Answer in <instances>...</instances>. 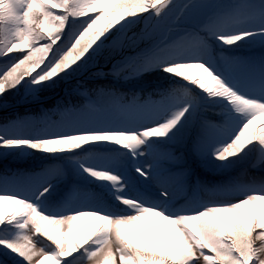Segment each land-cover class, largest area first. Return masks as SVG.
Segmentation results:
<instances>
[{
    "label": "snow or ice",
    "instance_id": "obj_1",
    "mask_svg": "<svg viewBox=\"0 0 264 264\" xmlns=\"http://www.w3.org/2000/svg\"><path fill=\"white\" fill-rule=\"evenodd\" d=\"M3 4L0 59L7 57L10 63L0 68V96L29 78L42 84L84 71L100 57H119L111 73L97 75L128 78L160 67L209 98L226 102L242 117L231 132L230 118L210 127L205 122L209 136L231 135L213 153L216 160L239 156L253 144L264 149V95L249 97L229 86L211 65L208 42L215 36L231 46L253 35L224 33L249 22L264 25V4L259 8L248 0H3ZM149 15L152 19L145 27L126 31ZM259 31L264 33V27ZM77 92L85 97L82 104L58 106L42 118L13 127L0 134V147L56 154L89 144H115L143 157L136 161L135 171L156 190L135 197L118 194L123 210L119 205L94 204L96 195L89 194L49 213L36 201L49 192L50 183L37 189L34 200L7 187L11 178L0 177L5 185L0 191V228L17 230L11 238H0V245L19 257L16 264H264V189L235 198L220 187L198 182L189 192L186 154L150 143L153 138L178 136L182 121H195V97L177 93L157 102L144 101L107 84ZM175 102L184 107L163 116ZM258 119L262 123L257 129ZM185 147L207 153L210 144L194 131ZM257 166H264V158L254 162ZM83 170L93 180L112 185L124 179L104 167Z\"/></svg>",
    "mask_w": 264,
    "mask_h": 264
},
{
    "label": "rangeland",
    "instance_id": "obj_2",
    "mask_svg": "<svg viewBox=\"0 0 264 264\" xmlns=\"http://www.w3.org/2000/svg\"><path fill=\"white\" fill-rule=\"evenodd\" d=\"M261 4H264V0H254V3L252 5L261 6ZM3 5H4L3 0H0V6ZM151 19L152 17L151 15H149L148 20H145L143 23L138 22L136 24L129 25L126 31L129 34H131L132 31H138L141 27H145L151 21ZM253 24L254 25H250L251 27L244 28L242 30L231 29V31L224 34H238L241 31H249L252 32L253 35L248 36L241 41L250 44V46L248 47L262 45L264 44V33H261L259 29L261 27H264V25H260L257 23H253ZM209 39H211L210 43H212V45L215 44L214 46H216L217 48L229 49L232 47L223 44V42L216 39L215 36H211L209 37ZM118 58L119 57L113 58L107 61L105 64H100V61L102 60V57H100L96 60L95 63L89 65V67L86 70H84L79 77H81V79L83 77L90 78V77L100 76L97 75V73L100 72L109 73L113 69V64L115 63V59ZM0 60L1 63H4L2 65L10 63V59L7 57L2 58ZM255 61L256 62L252 60L247 61L246 57L241 56L238 61L234 62L235 66L238 68L237 77L238 80L240 81L239 83L240 86L238 84L237 86H233V88L238 92H240L241 94H244L249 97H261L262 95H264V64H263L264 59H258ZM221 65L223 67L226 66V64L223 61L221 62ZM143 71L144 70L140 71L136 75L138 76L142 74ZM217 74L219 73L217 72ZM168 75L170 76V79L172 81L182 80L169 73ZM124 80H128V78H124ZM185 84L190 85L192 88L191 89L186 88L187 91H185L184 90ZM185 84L184 86H182L183 93H193V96L196 98V100H197V94H196L197 92H199L202 95L201 101L203 107H202L201 115L207 110L218 112L221 115L219 118L220 121L219 120L216 121L213 118L208 119L204 116H200L202 120V126L200 127L198 126L197 129H194V131L195 132L197 130L200 131V134L198 132V135L203 136L204 140H206L210 144V147L207 153L200 151H193V152L195 154V158H197L196 159L197 162H201L202 164L201 171L198 170L197 173L200 172L203 174L204 171H211L212 176H215V178H220L219 174H226V173H231V174L227 175L226 179H224L223 182L221 181L206 182L205 180L202 181L208 184L207 187L209 188L220 187L224 191V194L235 198L245 195L250 191H259L261 189H264V178H263L264 166L253 167L255 161L264 158V149H261L258 144H253L250 145L248 148H246L244 152L241 153L239 156L230 158L227 161L216 160L213 153L215 151H218L220 148H222L224 144L229 142V140L231 139V135L226 133L222 136L212 137L208 135V131L204 127L205 122H207L208 127H210L211 125H219L223 123L226 118H230L231 128L229 132H231V130L235 129V127L241 122L242 117L235 114L230 109V107L227 106L226 102H220L219 100H214L212 98H209L206 93H204L202 90L198 89L197 87L187 82ZM19 87L23 91L24 99H27L28 101H33L37 99L39 84H33L30 79L24 85L23 83L19 85ZM194 107L196 110L197 103L194 105ZM5 108H7L6 105ZM177 108L178 105L174 109H170L166 113L165 117H170L175 111L179 110ZM189 111L191 112L192 109H190ZM261 122L262 121L258 119L256 121V124L254 125V128L258 129L261 125ZM191 136L192 135H190V137ZM168 141L169 143L174 144L173 147L168 144ZM186 142L183 145L182 143L179 142L175 143L174 141L168 138H164V139L153 138V140L150 143L154 145H163L164 147L169 149L177 148L181 152L182 147L177 146L175 144H182L184 147L186 145ZM96 145L106 146L107 148L120 147L118 145L108 144V143H97ZM83 148H85V146ZM140 151H143V146L140 149L136 150L137 153H139ZM70 153L64 152V153H56V154H49V153H44V154L49 155L50 158L63 155L62 160H65L68 163V165L71 167V171L73 173L72 176L69 177L67 175H62L57 167L56 169L53 168V170L51 171L53 173L50 172L47 174L35 173L32 175L23 173L25 177H28V178H22L23 180H28L30 181L29 183H32L34 181H31L30 178L38 179L39 181L38 185L33 184L31 186H25V187L23 186L24 190H22L20 188L21 186L19 185L18 181H15L16 178L11 177L12 183L10 185H7V187H11L17 190L18 192H20L22 195H27L35 200V197L39 195L37 189H39V191H42L43 187L47 186V184L50 183L51 188L49 189V192L45 193L44 196L40 197L41 198L40 200L36 201L37 203H41L42 206L45 205L44 207L45 211L49 213L62 211L66 206H68L69 203H71L73 198L79 199L89 196V194L96 195V199L93 201L94 204L103 205L106 208L112 207V205L103 198L100 188H95V184L98 183L99 180H93L90 176H88V174L85 173L83 170L84 167H104L105 170L112 171L115 174L124 177L120 185H112L111 183L107 182L108 185L114 188L112 196L115 198L116 202L121 206L120 208L121 210H123L124 206L120 204V201L118 199H116V196L118 194L123 193L129 197H135L140 195L141 192L144 191L155 192L156 190L155 185H150L147 182H145L142 177H139V174L136 173L135 170L129 172L126 169L125 158L120 154L118 150H111L107 152H102V151L96 152L95 150H91V152L89 153L77 155L76 157L66 156L67 154L69 155ZM7 154L9 155V158H7L6 161L9 160L10 158L16 159L17 157L21 161H25L28 156V148L27 147L5 148L2 151L0 149V158ZM142 159L143 157L138 156V160H142ZM45 166L47 165L45 164L44 166H39L38 169H41ZM137 166L138 165L135 166V169ZM252 174L253 176H251ZM80 180L88 181L89 186L87 187L77 184L76 182ZM45 181H47V183H45ZM192 183L195 184V182ZM1 186L2 185L0 184V189L4 190L5 187L3 188ZM45 197L47 199H45ZM16 233L17 230L13 226H5V230L0 232V238H11ZM17 260H19V257H17L15 253H11L10 250L0 245V264H16ZM46 264H51V261H46Z\"/></svg>",
    "mask_w": 264,
    "mask_h": 264
},
{
    "label": "trees",
    "instance_id": "obj_3",
    "mask_svg": "<svg viewBox=\"0 0 264 264\" xmlns=\"http://www.w3.org/2000/svg\"><path fill=\"white\" fill-rule=\"evenodd\" d=\"M240 45H247V43H245L243 41H239L237 44H234L233 46H240ZM107 61H109V60H105L102 57L100 64H105ZM69 71L72 72V70H69ZM82 72L83 71L72 72L71 76H68L66 74H61V76L56 77L55 80L39 84L38 95L41 96V98H45V97H48L51 95L59 94L61 92L63 86H64V81L69 79V78L75 79L76 81H75V84L73 86L80 88V89H84L85 87L86 88H92V87H95L96 85H99V84H107V85H111L113 88H115L119 92L125 93L129 96L138 95L137 92H129L127 90L117 88L115 85H113L111 83L110 80L109 81L108 80H103V81L97 80V81L90 82L88 80V78H85V79L77 78L78 76H80L82 74ZM107 76L111 77V75H104L103 77L106 78ZM168 77H169L168 73L164 72L159 67H154V68L152 67V68L148 69L142 75H140L138 77L135 76L134 78H132V80H130V82L136 81V82H141V83H147L150 81L163 80V79H166ZM121 78H123V77H121ZM19 93H20V89L18 86L16 89H13L8 93H5L4 96H0V105H1V103L2 104L3 103H11L13 105L16 104V99L18 98ZM177 93L182 94V92L178 91L176 88H173V89H171L169 87H166L163 89L162 88H160V89L149 88L143 92L144 96L143 97L141 96L140 98L144 101L151 100L152 102H157V101H160L162 96H172V95H175ZM82 103H83V101L78 100V99H74L72 101L71 105H69L68 103L67 104L69 106L75 107V106H78L79 104H82ZM177 105H178L177 109H179V110L184 107V104L181 102L170 103L167 106V109L163 112V116H166V113L170 109H174ZM50 110L54 111V110H56V108L53 107ZM17 113H19L21 116L22 124H20V125H24V124H27V123L37 119L38 117L36 116V113L40 114L41 112H40V107H38V106H37V108H35V106H33V107L25 106V107L21 108ZM13 121H14L13 116H10V117H8L7 115L0 116V128L3 127V128H1V130L3 132L1 131L0 134H6V133H4V129H5L4 126H6L9 123H11V124H9L11 126H17L18 127L17 123L15 121L14 122ZM147 123H150V122H147ZM190 125H191V121H189L187 124H185L182 121V125L178 126V127H182L180 134L178 136H173V134H170V138H172L176 141H179L180 137H184L187 135V132L190 128ZM174 132H175V130H174ZM0 149L3 150L5 148L1 147ZM176 152L178 153V151H176ZM45 155L46 154H44V152H36V151L28 148V158L32 162L36 161L37 159H39ZM2 175H3V172H0V177H3ZM19 182L24 183L23 185L29 183L23 179H20ZM25 186H28V185H25ZM42 207L44 208L45 205H43Z\"/></svg>",
    "mask_w": 264,
    "mask_h": 264
},
{
    "label": "clouds",
    "instance_id": "obj_4",
    "mask_svg": "<svg viewBox=\"0 0 264 264\" xmlns=\"http://www.w3.org/2000/svg\"><path fill=\"white\" fill-rule=\"evenodd\" d=\"M4 7H5L4 5L3 6H0V10H2Z\"/></svg>",
    "mask_w": 264,
    "mask_h": 264
}]
</instances>
